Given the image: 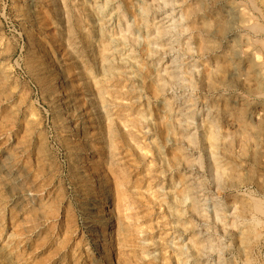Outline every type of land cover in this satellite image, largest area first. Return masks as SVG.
Masks as SVG:
<instances>
[{
  "label": "rangeland",
  "instance_id": "1",
  "mask_svg": "<svg viewBox=\"0 0 264 264\" xmlns=\"http://www.w3.org/2000/svg\"><path fill=\"white\" fill-rule=\"evenodd\" d=\"M263 139L264 0H0V264H264Z\"/></svg>",
  "mask_w": 264,
  "mask_h": 264
},
{
  "label": "bare ground",
  "instance_id": "2",
  "mask_svg": "<svg viewBox=\"0 0 264 264\" xmlns=\"http://www.w3.org/2000/svg\"><path fill=\"white\" fill-rule=\"evenodd\" d=\"M213 4H214V3H213ZM249 4H251V2H250ZM96 8H97V7H96ZM140 9H141V8H140ZM95 11H96V10H95ZM143 11H144V10H142V12H143ZM241 11H242V9H241ZM243 11H245V10H243ZM142 12H141V13H142ZM146 12H147V11H146ZM141 13H140V14H141ZM246 13H247V12H246ZM248 13H249V12H248ZM248 13H247V14H244V13H243V14L246 15V16H248V15H250V14H248ZM142 14H143V13H142ZM172 14H173V13H172ZM172 14H171V15H172ZM243 14H242V15H243ZM145 15H146V14H145ZM105 16H106V15H105ZM108 16H109V15H108ZM142 16H143V15H142ZM146 16H147V15H146ZM167 16H168V15H167ZM122 17H123V16H122ZM124 17H125V16H124ZM136 17H137V16H136ZM147 17H148V16H147ZM169 17H170V16H169ZM248 17H249V16H248ZM248 17H245V16H244L243 23H245V24L248 23V24H249V21H251V20L248 19ZM162 18H163V17H162ZM164 18H165V17H164ZM167 18H168V17H167ZM171 18H172V17H171ZM249 18H250V17H249ZM184 19H185V18H184ZM241 19H242V18H241ZM119 20H120V19H119ZM157 20H158V19H157ZM162 20H163V19H162ZM172 20H173V19H172ZM176 20H177V19H175V21H176ZM151 21H152V20H151ZM170 21H171V20H170ZM170 21H169V22H170ZM180 21H181V20L178 19L177 22H180ZM177 22H176V23H177ZM241 22H242V21H241ZM144 23H145V22H144ZM150 23H151V22H150ZM171 23H172V22H171ZM171 23H170V24H171ZM174 23H175V22H174ZM127 24L130 25V23H127ZM224 24H225V23H224ZM245 24H244V25H245ZM125 25H126V24H125ZM147 25H148V24H147ZM164 25H167V23L164 24ZM164 25L162 24V26H164ZM174 25H175V24H174ZM222 25H223V24H222ZM241 25H242V24H241ZM148 26H149V25H148ZM242 26H243V25H242ZM150 27H151V26H150ZM178 27H179V26H178ZM244 27H245V26H244ZM158 28H159V27H158ZM174 28H175V27H174ZM180 28H181V27H180ZM160 29H161V28H160ZM162 29H164V28H162ZM168 29H169V28H168ZM172 29H173V28H172ZM175 29H177V28H175ZM178 29H179V28H178ZM182 29H183V27L181 28V30H182ZM151 30H152V29H151ZM173 30H174V29H173ZM179 30H180V29H179ZM181 30H180V31H181ZM252 30H253V29H252ZM117 31H118V30H117ZM158 31H159V32H160V31L162 32L163 30H158ZM170 31H171V30H170ZM174 31H176V30H174ZM180 31H179V32H180ZM159 32H158L157 34H159ZM164 32H165V31H164ZM179 32L177 31L176 33H179ZM168 33H169V31H168ZM170 33H171V32H170ZM180 33H181V32H180ZM98 34H99V33H98ZM125 34H126V33H125ZM165 34H166V33H165ZM154 35H155V34H154ZM161 35H162V34H161ZM172 35H173V34H172ZM156 36H159L158 38H160V35H156ZM165 36H166V35H165ZM169 36H170V34H169ZM177 36H179V35H177ZM151 37H152V36H151ZM166 37H167V36H166ZM112 38H113V37H112ZM129 38H131V37H129ZM132 38L134 39V37H132ZM149 38H150V37H149ZM152 38H153V37H152ZM161 38H162V36H161ZM102 39H103V38H102ZM135 39H136V38H135ZM153 39H155V38H153ZM168 39H169V38H168ZM145 40H146V38H145ZM170 40H171V38H170ZM203 40H204V39H203ZM171 41H172V40H171ZM178 41H179V40H178ZM125 42H126V41H125ZM145 43H146V42H145ZM168 44H170V43H168ZM93 45H94V44H93ZM207 45H208V44H207ZM145 46H146V45H145ZM147 46H148V45H147ZM153 46H154V45H153ZM174 46H175V45H174ZM171 47H172V46H171ZM183 47H184V46H183ZM151 48H152V47H151ZM158 48L160 49V47H158ZM163 48H164V47H163ZM246 48H247V47H246ZM248 49H249V48H248ZM101 50H103V49L101 48ZM146 50H147V49H146ZM246 50H247V49H246ZM246 50H245V51H246ZM156 51H157V50H156ZM101 52H102V51H101ZM103 52H105V51H103ZM106 52H107V51H106ZM183 52H184V51H183ZM187 52H188V51H187ZM131 53H132V52H131ZM131 53H130V54H131ZM253 53H254V52H253ZM256 53H258V52H256ZM231 54H232V53H231ZM248 54H249V53H248ZM250 54H251V52H250ZM255 55H256V54H255ZM256 56H257V55H256ZM227 57H228V56H227ZM253 58H254V57H253ZM258 58H259V57H256L257 60H258ZM257 60H256V61H257ZM102 61H103V60H102ZM130 61H131V60H130ZM175 61H177V60H175ZM171 63H172V62H171ZM172 64H174V63H172ZM172 64H171V65H172ZM148 67H149V66H148ZM170 67H171V66H170ZM172 67H173V66H172ZM150 68H151V67H150ZM163 68H164V67H163ZM124 69H125V68H124ZM192 69H193V68H192ZM249 69H250V68H249ZM163 71L166 72V70H163ZM167 71H168V70H167ZM236 71H237V70H236ZM149 72H150V71H149ZM154 72H155V70H154ZM165 72H163V74H164ZM237 72H238V71H237ZM159 73H160V72H159ZM161 73H162V72H161ZM240 73H241V72H240ZM157 74H158V73H157ZM165 74H166V73H165ZM168 74H169V72H168ZM58 75H59V74H57V73L54 75L53 85H55V86L60 85V82H59V76H58ZM116 75H117V74H116ZM150 75H151V74H150ZM161 75H162V74H161ZM161 75H160V76H161ZM170 75H171V74H170ZM173 75H174V72H173ZM173 75H171V77H173ZM183 75H184V74H183ZM155 76H156V75H155ZM158 76H159V74H158ZM158 76H157V78H158ZM164 76H165V75H164ZM174 76L176 77V75H174ZM178 76H179V75H178ZM253 76H254V75H253ZM169 77H170V76H169ZM100 78H101V77H100ZM173 78H174V77H173ZM165 79H167V77H166ZM169 79H170V78H169ZM175 79L177 80V79H179V78H175ZM125 80H126V79H125ZM161 81H162V78H161ZM158 82L160 83V80H158ZM163 82H164V80H163ZM165 82H166V81H165ZM165 82H164V83H165ZM168 82H169V81H168ZM58 83H59V84H58ZM161 83H162V82H161ZM164 83L161 84V87L164 86ZM182 83H183V82H182ZM165 84H167V83H165ZM184 84H185V83H184ZM167 85H168V84H167ZM186 85H187V84H186ZM165 86H166V85H165ZM57 87H58V86H57ZM168 87H169V86H168ZM158 88H159V86H158ZM60 89H61V88H60ZM152 89H153V88H152ZM159 89H160V88H159ZM117 90H118V89H117ZM162 90H163V88H162ZM115 91H116V90H115ZM163 91H164V90H163ZM107 95H108V94H107ZM164 95H165V94H164ZM55 96L57 97L58 100L61 101L62 104H64V105L66 104V103H65V96L63 95V93H62L61 90H57V93H56ZM260 96H261V95H260ZM188 97H189V96H188ZM173 98H174V97H173ZM176 98H177V97H176ZM186 98H187V97H186ZM186 98H185V99H186ZM170 99H171V98H170ZM171 100H172V99H171ZM98 101H99V100H98ZM169 101H170V100H169ZM186 101H188V100H186ZM193 101H194V99H193ZM173 102H174V101H173ZM175 102H176V101H175ZM175 102H174V103H175ZM178 102H179V101H178ZM99 103H100V102H99ZM170 103H171V101H170ZM185 103H186V102H185ZM128 104H129V103H128ZM165 104H166V103H165ZM177 104H178V103H177ZM181 104H182V103H181ZM169 105H170V104H169ZM178 106H179V105H178ZM172 107H173V106H172ZM169 108H171V107H169ZM180 108H181V107H180ZM180 108H179V110H182V108H181V109H180ZM168 110H169V109H168ZM171 110H172V109H171ZM171 110H170V111H171ZM175 110H176V109H175ZM195 110H196V109H195ZM119 111H120V110H119ZM171 112H172V111H171ZM171 112H170V113H171ZM182 112H183V111H182ZM185 112H187V111H185ZM190 112H191V111H190ZM192 112H193V111H192ZM209 112H210V111H209ZM174 113H175V112H174ZM194 113H195V112H194ZM185 114H186V113H185ZM191 114H192V113H191ZM208 114H210V113H208ZM238 114H239V113H238ZM210 116H211V115H210ZM166 117H167V116H166ZM178 117H179V116H178ZM184 117H186V116H184ZM184 117H183V118H184ZM188 117H189V116H188ZM205 117H206V116H205ZM140 118H141V117H140ZM140 118H139V119H140ZM176 118H177V117H176ZM186 118H187V117H186ZM187 119H188V118H187ZM208 119L210 120V118H208ZM104 120H105V119H104ZM108 120H109V119H108ZM178 120H179V119H178ZM181 120H182V118H181ZM184 120H186V119H183L182 121H184ZM132 121H133V120H132ZM178 122H179V121H178ZM180 122H181V121H180ZM228 122H229V121H228ZM153 123H154V122H153ZM176 123H177V122H176ZM181 123H182V122H181ZM185 123H186V122H185ZM185 123H184V124L182 123V124L185 126ZM210 123H211L212 130H211V132H210V135L206 136V137H207L206 139H207V141L209 140V142H210L211 145H214L215 143H217L216 140H217L218 136H220V135L217 134V133H218V131H217L218 128H217V126H216L217 123L215 124L212 120H210ZM188 124H189V123H188ZM191 124H192V123H191ZM122 125H123V124H122ZM178 125H179V123H178ZM183 125H182V126H183ZM186 125H187V124H186ZM207 125H208V124H207ZM159 126H160V125H159ZM184 126H183V127H181V125H180V127H176V126H175V127H176V131H175L176 134L174 133V135H175V137L177 136V137H176V141H177V145H178V146H177V145H176V146H177V148H178V152H180V153L183 155V156H182L183 159H182L181 157H180V158H181L182 160L185 159V161L187 162V161L189 160V158L187 157V158H188V159H187L186 156H185L186 149H185V147H183V143H184L185 140H186V141L188 140L189 142H193L195 139L193 138V136L188 135V134L186 133V131H185V129H186L188 126L191 127L192 125L189 124V125H187V126H185V127H184ZM104 127H105V126H104ZM124 127H125V126H124ZM160 127H161V126H160ZM109 128H110V127H109ZM234 128H235V127H234ZM112 129H113V128H112ZM164 129H165V128H164ZM223 129H224V128H223ZM117 130H118V129H117ZM117 130H116V132H117ZM173 130H174V129H173ZM260 130H261V129H260ZM261 131H262V130H261ZM112 132H113V130H112ZM116 132H115V133H116ZM208 132H209V131H208ZM106 133H107V132H106ZM130 133H131V132H130ZM168 133L170 134V132H168ZM168 133H167V134H168ZM124 134H125V133H124ZM172 134H173V133H172ZM107 135H109V134H107ZM117 135H118V133H117ZM117 135H116V137H119V136H117ZM129 135H130V139H131V134H129ZM132 135H135V137H136V134L132 133ZM255 135H257V134H255ZM170 136H171V134H170ZM170 136H169V137H170ZM113 137H114V136H113ZM196 137H197V136H196ZM101 138H102V137H101ZM107 138H108V137H107ZM114 138H115V137H114ZM204 138H205V137H204ZM102 139H104V136H103ZM111 139H112V138H111ZM127 139H128V137H127ZM132 139H133V138H132ZM135 139H136V138H135ZM173 139H174V138H173ZM173 139H172V140H173ZM255 139H256V138H255ZM152 140H154V139L152 138ZM263 140H264V139H263ZM116 141H117V140H116ZM136 141H137V139H136ZM207 141H206V142H207ZM103 142H104V141H103ZM109 142H111V141H109ZM134 142H135V141H134ZM134 142H133V143H134ZM189 142H186V143H189ZM194 143L197 144V142H194ZM84 144H85V143H84ZM104 144H105V143H104ZM217 144H218V143H217ZM79 145H80V144H79ZM111 145H113V144H111ZM153 145H155V144H153ZM187 145H188V144H187ZM192 145H193V144H192ZM211 145H210V146H211ZM80 146H81V145H80ZM107 146H108V149H109V151H110V149H111L110 144L108 143ZM193 146H194V145H193ZM216 146H217V145H216ZM86 147H87V146H86ZM113 147H114V146H113ZM155 147H156V146H155ZM187 147H191V146L188 145ZM187 147H186V148H187ZM195 147H197V146H195ZM211 147H212V146H211ZM213 147H215V146H213ZM88 148H89V147H88ZM115 148H116V146H115ZM129 148H131V147H129ZM193 148H194V147H193ZM207 148L209 149L210 147L207 146ZM260 148H261V147H260ZM102 149H103V147H102ZM155 149H157V148H155ZM212 149H213V148H212ZM215 149H217V148H215ZM215 149H214V150H215ZM87 150H88V149H87ZM114 150H115V149H114ZM133 150H134V148H133ZM138 150H139V149H138ZM210 150H211V148H210L208 151H210ZM214 150H213V151H214ZM85 151H86V149H85ZM134 151H135V150H134ZM134 151H133V152H134ZM187 151H188V150H187ZM215 151H216V150H215ZM221 151H222V150H221ZM114 152H115V151H114ZM190 152H191V151H190ZM216 152H217V151H216ZM108 153H109V152H108ZM111 153H112V152H111ZM172 153H173V152H172ZM210 153H211V152H210ZM213 153H214V152H213ZM103 154H104V153H103ZM181 154H180V155H181ZM188 154H189V152H188ZM223 154L226 155V153H223ZM110 155H114V154H110ZM172 155H174V154H172ZM178 155H179V154H178ZM190 156H191V155H190ZM108 157L111 159V157L109 156V154H108ZM195 157H196V156H195ZM213 157H214V156H212V158H213ZM197 158H198V157H197ZM197 158H196V159H197ZM112 159H114V158L112 157ZM198 159H199V158H198ZM199 160H200V159H199ZM215 160H217V159H215ZM152 161H153V160H152ZM164 161H165V160H164ZM180 161H181V160H180ZM192 161H193V160H192ZM196 161H198V160H196ZM211 161H212V160H211ZM110 162H111V161H110ZM113 162H116V161H113ZM172 162H173V161H172ZM183 162H184V161H183ZM186 162H185V163H186ZM189 162H190V160H189ZM189 162H188V163H189ZM213 162H214V164H215V167L213 166L214 169H215V171H214V170H213V171L217 174L218 177H219V176L222 177L223 175L221 176V173H222V170H224V169L221 170V169H220L221 167L219 168V166L216 165L215 161H213ZM173 163H175V162H173ZM193 163H194V162H193ZM119 164H120V163H119ZM164 164H165V163H164ZM171 164H172V163H171ZM183 164H184V163H183ZM198 164H199V163H198ZM165 165H166V164H165ZM185 165H186V164H185ZM193 165H194V164H193ZM220 165H221V164H220ZM175 166H176V165H175ZM177 166H178V165H177ZM186 166H187V165H186ZM237 167H238V166H237ZM78 168H79V167H78ZM188 168H189V165H188ZM189 169H190V168H189ZM197 169H198V168H197ZM191 172H192V171H191ZM193 173H194V172H193ZM215 173H214V174H215ZM228 174H229V172H228ZM189 175L193 176L192 173L189 174ZM194 175L196 176V174H194ZM193 177H194V176H193ZM228 178H229V177H228ZM228 178H227V179H228ZM104 179H105V178H104ZM177 179H178V178H177ZM189 179H191L190 176H186L184 180L187 181V183H188V182L190 181ZM208 179H209V178H208ZM233 179H234V178H233ZM96 180H97V181H100V180H101V175H100V173H98V172H97ZM96 180H95V181H96ZM97 181H96V182H97ZM185 181H184V182H185ZM215 181H216V180H215ZM225 181H226V180H225ZM197 182H200V181H197ZM98 183H99V182H98ZM213 183H214V182H213ZM7 184H9V183H7ZM99 184H100V183H99ZM101 184H102V183H101ZM196 184H197V183H196V179L191 180L190 183L188 184V187H191V189L189 188V189L187 190V192L190 193V194H191V193L193 194V195H192V198H191L190 208H189V209H191V212H192L194 218L198 219V221H199V220H201V219L199 218V217H200V212H199V211H201V209L199 210V206H200V205H199V203H198L197 197L195 196V195H196L195 191H196L197 188H198V186H197ZM219 184H220V182H219ZM231 184H232V183H231ZM185 186H187V185H185ZM206 186H207V185H206ZM209 186H210V185H209ZM188 187H187V188H188ZM221 187H222V186H221ZM222 188H223V187H222ZM230 188H231V187H230ZM11 189L13 190V188H11ZM158 190H159V189H158ZM217 190H218V189H217ZM190 191H191V192H190ZM214 192H215V191H214ZM262 193H263V192H262ZM151 194H152V193H151ZM175 195H176V194H175ZM173 196H174V195H173ZM137 197H138V196H137ZM198 198H199V197H198ZM253 198H254V197H253ZM253 198H252V199H253ZM152 199H153V198H152ZM181 199H182V198H181ZM254 199H255V198H254ZM256 199H257V198H256ZM258 199H260V198H258ZM127 200H128V199H127ZM185 200H186V199H185ZM100 202H101V201H100ZM182 202H183V201H182ZM230 202H231V201H230ZM153 203H154V202H153ZM163 203H164V202H163ZM173 203H174V202H173ZM258 203H259V202H258ZM260 203H261V202H260ZM260 203H259L260 207L258 206V209H259L261 212L263 211V213H264V206L261 205ZM177 204H178V203H177ZM183 204H185V203H183ZM98 205H99V204H98ZM240 205H241V204H240ZM240 205H239V206H240ZM233 207H237V206H233ZM246 207H247V206H246ZM97 208H98V212H96V213H97V216H98L97 220L99 221V223H101V229H100V234H99V235H100L99 240H100L101 242H103V243H106V241H107V237H108L109 235H108V232H107V229H106V226H105V222H104V221H105V217H104L103 214H102V208H101V206L99 205ZM129 208H130V207H129ZM206 208H207V207H206ZM210 208H211V207H210ZM248 208H250V207H248ZM253 208H254V207H253ZM240 209H241V208H240ZM243 210H245V209H243ZM231 211H232V210H231ZM231 211H230V212H231ZM255 211H256V209H255ZM220 212H221V211H220L219 207L217 206V210H216V213H217V214H214V215H216V216H217L218 214L220 215ZM238 212H239V211H238ZM209 213H210V212H209ZM231 213H232V212H231ZM222 214H224V213L221 212V215H222ZM150 215H151V214H150ZM174 215H175V212H174ZM176 215H178V214H176ZM176 215H175V216H176ZM232 215H234V214H232ZM242 215H243V214H242ZM260 215H261V214H260ZM222 216H223V215H222ZM246 216H247V215H246ZM263 216H264V215H263ZM179 217H180V215H179ZM201 217H202V216H201ZM218 217H219V216H217V218H216L217 220H218ZM223 217H224V216H223ZM226 217H227V215H226ZM235 217H236V216H235ZM250 217H251V216H250ZM220 218L223 219L222 217H220ZM227 218H228V217H227ZM216 219H215V220H216ZM236 219H237V218H236ZM127 220H128V219H127ZM164 220H165V219H164ZM206 220H207V219H206ZM213 220H214V218H213ZM230 220H231V218H230ZM253 220H254V219H253ZM198 221H197V222H198ZM219 221H220V220H219ZM219 221H218V223H219ZM237 221H238V220H237ZM223 222H224V221H223ZM258 222H259V221H258ZM216 223H217V222H216ZM225 223H227V221H226ZM228 223H229V222H228ZM230 223H231L232 226H236V224H237V222H236V220H235L234 218L231 220ZM173 225H174V224H173ZM175 225H176V224H175ZM184 226H185V225H184ZM241 226H242V225H241ZM178 227H179V226H178ZM229 227H230V226H229ZM124 228H125V227H124ZM221 229H222V228H221ZM226 229H228V228H226ZM233 229H234V228H233ZM231 230H232V229H231ZM204 231H205V230H204ZM220 231H221V230H220ZM206 232H207V231H206ZM229 232H230V231H229ZM229 232H228V233H229ZM241 232H242V231H241ZM241 232H240V233H241ZM198 233H199V231H198ZM226 233H227V232H226ZM234 234H236V233H234ZM237 234H238V233H237ZM199 235H200V234H199ZM219 235H220V234H219ZM227 235H228V234H227ZM195 236H196V235H195ZM195 236H194V237H195ZM197 237H198V236H197ZM215 238H216V237H215ZM155 240H156V239H155ZM184 240H185V239H184ZM220 240H221V239H220ZM167 241H168V240H167ZM170 241H171V240H170ZM170 241H169V242H170ZM173 241H174V240H173ZM239 241H240V240H239ZM152 242H153V241H152ZM171 242H172V241H171ZM186 242H187V241H186ZM189 242H190V240H189ZM198 242H200V241H198ZM200 243H201V242H200ZM142 244H143V243H142ZM159 244H160V243H159ZM166 244H167V243H166ZM197 244H198V243H197ZM226 244H227V243H226ZM231 244H232V243H231ZM67 245H68V244H67ZM199 245H200V244H199ZM199 245H198V246H199ZM209 245H210V244H209ZM240 245H241V244H240ZM240 245H239V246H240ZM152 246H153V245H152ZM189 246H190V245H189ZM170 247H171V246H170ZM180 247H181V246H180ZM192 247H193V246H192ZM194 247H195V246H194ZM200 247H202V245H201ZM240 247L243 248L242 246H240ZM240 247H238V248H240ZM195 248H196V247H195ZM104 250H105V249H104ZM196 251H198V250H196ZM196 251H195V253H196ZM200 251H201V249H200ZM195 253H194V254H195ZM218 253H219V252H218ZM145 255H146V254H145ZM198 255H199V254H198ZM198 255H196V256H198ZM107 257H108V255H107ZM198 257H199V256H198ZM205 257H206V256H205ZM108 258H109V257H108ZM175 258H176V257H175ZM200 258H201V257H200ZM200 258H199V259H200ZM208 259H209V258H208ZM150 261H151V260H150ZM186 261H187V260H186ZM221 261H222V260H221ZM164 262H165V261H164ZM223 263H224V262H223ZM145 264H146V263H145ZM182 264H183V263H182ZM236 264H237V263H236Z\"/></svg>",
  "mask_w": 264,
  "mask_h": 264
}]
</instances>
